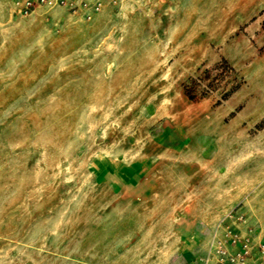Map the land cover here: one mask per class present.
Here are the masks:
<instances>
[{"label":"rangeland","instance_id":"374dc122","mask_svg":"<svg viewBox=\"0 0 264 264\" xmlns=\"http://www.w3.org/2000/svg\"><path fill=\"white\" fill-rule=\"evenodd\" d=\"M0 0V264H264V0Z\"/></svg>","mask_w":264,"mask_h":264},{"label":"built area","instance_id":"2783aa9c","mask_svg":"<svg viewBox=\"0 0 264 264\" xmlns=\"http://www.w3.org/2000/svg\"><path fill=\"white\" fill-rule=\"evenodd\" d=\"M111 1L117 3V0ZM14 4L17 12L25 17L33 15L39 9L51 11L66 8L73 14L81 13L88 20L104 8L103 0H14Z\"/></svg>","mask_w":264,"mask_h":264}]
</instances>
